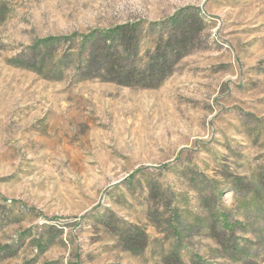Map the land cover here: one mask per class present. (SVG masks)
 I'll return each instance as SVG.
<instances>
[{
    "label": "rangeland",
    "instance_id": "obj_1",
    "mask_svg": "<svg viewBox=\"0 0 264 264\" xmlns=\"http://www.w3.org/2000/svg\"><path fill=\"white\" fill-rule=\"evenodd\" d=\"M179 12L202 26L157 87L111 81L103 40L81 43L136 24L145 63ZM171 251L264 264V0H0V264Z\"/></svg>",
    "mask_w": 264,
    "mask_h": 264
},
{
    "label": "trees",
    "instance_id": "obj_2",
    "mask_svg": "<svg viewBox=\"0 0 264 264\" xmlns=\"http://www.w3.org/2000/svg\"><path fill=\"white\" fill-rule=\"evenodd\" d=\"M165 32L156 40L153 52L145 63L137 60L139 41L136 36L137 25L124 23L112 28L88 34L82 38L83 46L94 40H103L105 47L97 54L111 76V81L123 85H142L157 87L172 72L177 61L184 55L188 46L201 29L202 23L196 12H179L164 24ZM53 38L41 40L42 47H49ZM131 59L130 63L126 59ZM124 60V61H123ZM226 223V222H225ZM144 237L142 231H132L122 235V241L128 250L137 251L133 242ZM129 242H131L129 244ZM40 245V244H39ZM163 264H213L198 256L189 263L178 256L177 251L169 252Z\"/></svg>",
    "mask_w": 264,
    "mask_h": 264
}]
</instances>
